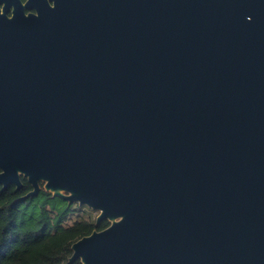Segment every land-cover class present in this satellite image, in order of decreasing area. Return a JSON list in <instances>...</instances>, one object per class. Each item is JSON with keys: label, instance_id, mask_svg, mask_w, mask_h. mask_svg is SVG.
Returning a JSON list of instances; mask_svg holds the SVG:
<instances>
[{"label": "water", "instance_id": "95a60500", "mask_svg": "<svg viewBox=\"0 0 264 264\" xmlns=\"http://www.w3.org/2000/svg\"><path fill=\"white\" fill-rule=\"evenodd\" d=\"M82 4L0 11V185L111 223L69 263L264 264V0Z\"/></svg>", "mask_w": 264, "mask_h": 264}, {"label": "trees", "instance_id": "16d2710c", "mask_svg": "<svg viewBox=\"0 0 264 264\" xmlns=\"http://www.w3.org/2000/svg\"><path fill=\"white\" fill-rule=\"evenodd\" d=\"M29 189L28 184L20 192L0 187V264H81L79 260L69 263L71 246L108 223L72 217L67 202L44 190L36 197L22 198ZM56 199L64 206L55 207ZM34 200L40 202L31 212L28 205Z\"/></svg>", "mask_w": 264, "mask_h": 264}, {"label": "flooded vegetation", "instance_id": "af4514ba", "mask_svg": "<svg viewBox=\"0 0 264 264\" xmlns=\"http://www.w3.org/2000/svg\"><path fill=\"white\" fill-rule=\"evenodd\" d=\"M84 0H0V11L5 15L7 19L16 20L24 18H39L45 15L52 14H65V12H72L78 10L83 4ZM14 46H18L17 44ZM1 173V169H0ZM22 186L17 189V186L13 183L9 184L5 189L13 188L14 191L20 192L26 184L29 185L30 189L26 191L25 195L33 190V186L28 182V179L24 176L20 178ZM41 189L39 194L43 192V183H39ZM3 189V185H0ZM23 195V196H25ZM106 228L110 226V222Z\"/></svg>", "mask_w": 264, "mask_h": 264}, {"label": "rangeland", "instance_id": "374dc122", "mask_svg": "<svg viewBox=\"0 0 264 264\" xmlns=\"http://www.w3.org/2000/svg\"><path fill=\"white\" fill-rule=\"evenodd\" d=\"M40 201H37V200H34L32 201L29 205H28V210H30L31 212H35L37 210V204H39ZM53 205L55 207H62V203L61 201L59 200H54L53 201ZM64 206V205H63ZM67 207H71V212H70V215L72 217H83L85 219H88L90 221H93L96 219L97 215H98V212H95L85 206H79L78 204H73V205H67Z\"/></svg>", "mask_w": 264, "mask_h": 264}]
</instances>
